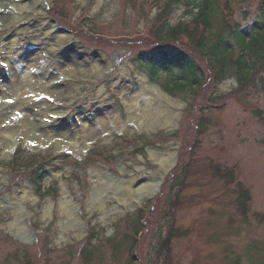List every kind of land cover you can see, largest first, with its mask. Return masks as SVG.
Instances as JSON below:
<instances>
[{
  "label": "rangeland",
  "instance_id": "1",
  "mask_svg": "<svg viewBox=\"0 0 264 264\" xmlns=\"http://www.w3.org/2000/svg\"><path fill=\"white\" fill-rule=\"evenodd\" d=\"M21 2L0 0V264H264V73L242 96L232 77L209 84L220 108L198 143L185 141L204 95L190 108L138 60L158 48L169 0ZM261 2L228 8L243 28ZM182 163L176 196L168 178ZM41 166L47 197L33 185ZM236 181L252 195L246 219ZM172 223L180 237L163 248Z\"/></svg>",
  "mask_w": 264,
  "mask_h": 264
},
{
  "label": "trees",
  "instance_id": "2",
  "mask_svg": "<svg viewBox=\"0 0 264 264\" xmlns=\"http://www.w3.org/2000/svg\"><path fill=\"white\" fill-rule=\"evenodd\" d=\"M169 1L160 5L156 14V18L164 17L160 30H164L162 36H158L154 31L155 45L157 44L158 48H149L144 52L145 54L139 55L138 60L148 70L153 81L163 90L166 88L164 91L168 90V94L174 97L180 96L190 108L196 105L191 101L194 95L198 93L204 95L205 101L203 100L193 115L192 133L185 140L187 141L193 135L192 137H195L196 143H198L212 124V119L207 117V112L220 108V102L216 101L214 94L206 87L209 84L213 85L214 82L232 77L237 81L234 92L236 91L242 96L250 86L263 78L264 0L260 5V17L243 28L233 20L232 12L228 8L230 0ZM171 6L172 8H185L188 19L177 24L171 23L167 16L169 13L172 14L169 12ZM52 13L59 18L64 17L63 13L55 12L53 8ZM86 31L92 33L90 29ZM161 77H164V82H160ZM229 95L225 94L221 97L223 105L231 97ZM238 101L244 102L243 99H238ZM254 113L264 124V112L257 109ZM192 151H195L194 144H192ZM70 158V155H64V161ZM186 168L187 164L182 163L168 178V183L172 188L180 186L175 192L176 196L182 192L181 186L184 184L183 175L178 176V174L180 171L184 172ZM44 170L42 166L34 168L33 172L28 169L34 174L32 179L36 192L42 197H47L51 188H44L46 178ZM213 170L225 182L236 177L232 170H225L220 166H214ZM234 193H236L234 204L242 218L246 219L250 211L251 192L242 183L236 181ZM168 212H172L171 208ZM167 217L172 218V216ZM258 217L264 219V216L260 214ZM145 229V226L141 225L139 221H136L133 228L131 227L135 236ZM170 229L171 232H168L161 244L163 248L164 246L169 247L175 238L180 237L178 234L173 236L172 232L176 231L173 223ZM177 233L181 234V232ZM138 243L136 242L134 248L139 245ZM119 248L120 244L118 243L116 250ZM83 249L82 253L85 252V247ZM86 252L91 254V250ZM135 258V255L132 256L131 264L136 262Z\"/></svg>",
  "mask_w": 264,
  "mask_h": 264
},
{
  "label": "bare ground",
  "instance_id": "3",
  "mask_svg": "<svg viewBox=\"0 0 264 264\" xmlns=\"http://www.w3.org/2000/svg\"><path fill=\"white\" fill-rule=\"evenodd\" d=\"M26 0H22V2L19 4V6L17 7V9H19L21 12L25 9L27 10L28 8L25 6L26 3H25ZM27 8V9H26ZM13 49V48H11ZM36 126H40L39 124H35Z\"/></svg>",
  "mask_w": 264,
  "mask_h": 264
},
{
  "label": "water",
  "instance_id": "4",
  "mask_svg": "<svg viewBox=\"0 0 264 264\" xmlns=\"http://www.w3.org/2000/svg\"><path fill=\"white\" fill-rule=\"evenodd\" d=\"M163 182V181H162Z\"/></svg>",
  "mask_w": 264,
  "mask_h": 264
}]
</instances>
